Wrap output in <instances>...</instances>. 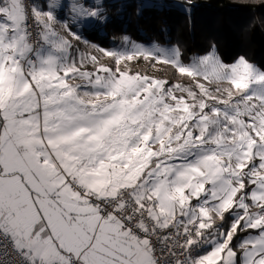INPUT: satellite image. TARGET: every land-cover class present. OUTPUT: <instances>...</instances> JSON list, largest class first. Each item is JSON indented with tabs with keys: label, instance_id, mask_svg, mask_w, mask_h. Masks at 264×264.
<instances>
[{
	"label": "snow or ice",
	"instance_id": "1",
	"mask_svg": "<svg viewBox=\"0 0 264 264\" xmlns=\"http://www.w3.org/2000/svg\"><path fill=\"white\" fill-rule=\"evenodd\" d=\"M107 19L0 0V264H264V68Z\"/></svg>",
	"mask_w": 264,
	"mask_h": 264
},
{
	"label": "trees",
	"instance_id": "2",
	"mask_svg": "<svg viewBox=\"0 0 264 264\" xmlns=\"http://www.w3.org/2000/svg\"><path fill=\"white\" fill-rule=\"evenodd\" d=\"M104 6L107 21L82 30L104 48L124 35L179 45L183 55H203L215 44L225 62L244 56L264 68V0H104Z\"/></svg>",
	"mask_w": 264,
	"mask_h": 264
},
{
	"label": "rangeland",
	"instance_id": "3",
	"mask_svg": "<svg viewBox=\"0 0 264 264\" xmlns=\"http://www.w3.org/2000/svg\"><path fill=\"white\" fill-rule=\"evenodd\" d=\"M92 23H94V22H91L90 24H88V25H86L85 26V28H87V27H89L90 25H92ZM97 23H99V22H97ZM96 23V24H97ZM123 37V36H122ZM122 37H118V38H115L114 39V41L113 42H111V46L110 47H108V48H113V47H118V46H120L121 45V43H122ZM110 43V42H109ZM142 44V43H141ZM150 44H152V43H148V44H144V45H150ZM172 45V44H171ZM171 45H164V46H171ZM193 56H196V55H191V54H184L183 55V57H184V60L187 62L191 57H193ZM220 57V56H219ZM236 60V59H235ZM235 60H233V61H235ZM233 61H231V62H225V63H232ZM256 65V64H255ZM256 66H258V65H256ZM136 67H138V68H143V64H139V65H136ZM259 67V66H258ZM261 68V67H260Z\"/></svg>",
	"mask_w": 264,
	"mask_h": 264
},
{
	"label": "built area",
	"instance_id": "4",
	"mask_svg": "<svg viewBox=\"0 0 264 264\" xmlns=\"http://www.w3.org/2000/svg\"><path fill=\"white\" fill-rule=\"evenodd\" d=\"M26 2H28V0H26Z\"/></svg>",
	"mask_w": 264,
	"mask_h": 264
}]
</instances>
